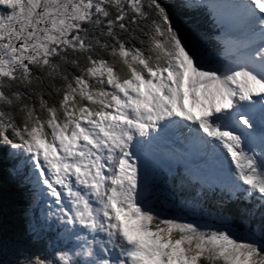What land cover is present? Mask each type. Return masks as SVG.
<instances>
[{
    "label": "snow or ice",
    "instance_id": "6c2138e0",
    "mask_svg": "<svg viewBox=\"0 0 264 264\" xmlns=\"http://www.w3.org/2000/svg\"><path fill=\"white\" fill-rule=\"evenodd\" d=\"M176 6L0 0V149L27 156L14 174L41 208L33 236L55 217L76 242L17 264H264V0L230 6L250 33L230 66L181 33ZM170 128L229 162L226 202L251 205L239 224L182 220L141 177L143 144Z\"/></svg>",
    "mask_w": 264,
    "mask_h": 264
},
{
    "label": "trees",
    "instance_id": "16d2710c",
    "mask_svg": "<svg viewBox=\"0 0 264 264\" xmlns=\"http://www.w3.org/2000/svg\"><path fill=\"white\" fill-rule=\"evenodd\" d=\"M172 2L177 4L175 8L171 9L173 23L183 32L185 30L183 16L190 15V8L181 7V0H172ZM181 10L183 13H179ZM7 156L9 157V150L0 149V264H17V261L22 260L25 255L32 256L34 254L31 252L26 254L24 251L22 198L17 187L11 184L10 178H8L5 169L8 165ZM195 206L199 208L197 205ZM24 211H27L26 205ZM236 215L239 214L236 213ZM182 220L189 221L184 218Z\"/></svg>",
    "mask_w": 264,
    "mask_h": 264
},
{
    "label": "rangeland",
    "instance_id": "374dc122",
    "mask_svg": "<svg viewBox=\"0 0 264 264\" xmlns=\"http://www.w3.org/2000/svg\"><path fill=\"white\" fill-rule=\"evenodd\" d=\"M23 247H24V251L26 252V254H27L28 252H31V245H30L29 242L25 241ZM32 253H33V252H32ZM33 254H35V253H33Z\"/></svg>",
    "mask_w": 264,
    "mask_h": 264
},
{
    "label": "bare ground",
    "instance_id": "6f19581e",
    "mask_svg": "<svg viewBox=\"0 0 264 264\" xmlns=\"http://www.w3.org/2000/svg\"><path fill=\"white\" fill-rule=\"evenodd\" d=\"M195 208H197V207H195ZM198 209V208H197Z\"/></svg>",
    "mask_w": 264,
    "mask_h": 264
}]
</instances>
